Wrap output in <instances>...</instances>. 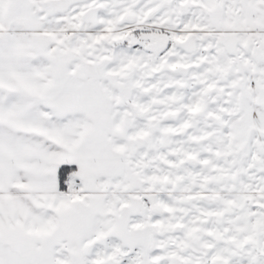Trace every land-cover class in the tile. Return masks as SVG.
I'll list each match as a JSON object with an SVG mask.
<instances>
[{"label":"snow or ice","instance_id":"snow-or-ice-1","mask_svg":"<svg viewBox=\"0 0 264 264\" xmlns=\"http://www.w3.org/2000/svg\"><path fill=\"white\" fill-rule=\"evenodd\" d=\"M0 264H264V0H0Z\"/></svg>","mask_w":264,"mask_h":264}]
</instances>
